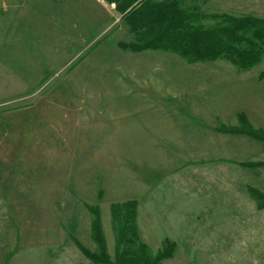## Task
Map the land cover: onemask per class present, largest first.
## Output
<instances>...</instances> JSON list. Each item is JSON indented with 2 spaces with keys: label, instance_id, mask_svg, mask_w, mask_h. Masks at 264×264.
Segmentation results:
<instances>
[{
  "label": "rangeland",
  "instance_id": "374dc122",
  "mask_svg": "<svg viewBox=\"0 0 264 264\" xmlns=\"http://www.w3.org/2000/svg\"><path fill=\"white\" fill-rule=\"evenodd\" d=\"M93 1L0 0V251L12 256L23 242L59 237L60 232L61 244L70 241L98 252L91 232L92 212L97 211L113 258L110 206L134 197L139 240L152 254L166 242L174 245L172 256L159 264H264V202L252 193L264 194V165H246L264 164V144L257 156H248L251 148L240 146V137L217 126L189 157L175 160V153H166L164 168L134 155L125 158L134 152L121 155L122 148L133 149L135 139L108 137L104 124L117 128L121 120L132 124L146 113L134 106L126 114L107 111L101 103L122 96H109L113 88L108 85L103 96L93 78L85 82L72 69L91 46L105 41L117 48L134 35L114 3ZM179 2L197 12L264 17V0ZM92 17L91 35L86 25ZM202 23L210 26L215 20ZM94 53L89 56L105 63L115 57L109 50ZM261 60L264 64V54ZM93 68L95 78L108 84V69L102 63ZM225 124L240 125V119ZM111 159L116 166L123 159L116 175L129 171L125 180L117 178L120 186L113 184L115 176L110 187L103 178ZM49 181L58 184L57 195L40 194L46 193L41 184ZM134 182L137 195L128 191Z\"/></svg>",
  "mask_w": 264,
  "mask_h": 264
},
{
  "label": "crops",
  "instance_id": "0c3cea01",
  "mask_svg": "<svg viewBox=\"0 0 264 264\" xmlns=\"http://www.w3.org/2000/svg\"><path fill=\"white\" fill-rule=\"evenodd\" d=\"M30 1L32 0H29V3ZM93 2L90 0L92 5ZM93 23L92 17V24L86 25L88 29L91 26V35L94 33ZM71 24L73 25L72 22ZM116 47L118 49L105 41L91 46L72 70L75 73L77 69L78 76L85 82L96 81V83L93 81L96 84L94 87L100 89L103 96L107 95L106 85L109 90L113 88L112 92H108L109 96L113 97L117 94V98L122 96L120 99L103 101L101 104L107 108V111L126 114L127 107L134 106V111L140 110L146 113L143 120L136 119L132 124H126L124 120H121L117 128L112 129L111 123L104 124L108 137L135 139L133 149L122 148L121 155L134 152L125 154V158L134 155L147 165L156 164L157 169L164 168L169 161L164 157L166 153H175V160L184 158L185 155L189 157L192 149L205 144L203 142L208 130L215 131L217 126L226 125L225 121H234L241 114L246 116L254 127L264 131V64L262 60L253 68L240 70L224 59L189 62L171 51L148 49L131 52L120 49L118 45ZM95 50L101 53L112 51L115 57L106 58V63L105 60L102 62L95 60V56H89L91 53L95 54ZM120 57L126 60H121ZM100 63L103 64V69H108L104 72L107 74L105 77L109 81L108 84L103 78H95L96 72L91 71V67L95 70ZM116 106L123 107L124 111L111 108ZM111 131H118V133ZM229 136L240 137V146L246 145L248 149H254L248 150V156H257L259 151L257 149L261 148V142L255 143L246 135L229 134ZM121 161L119 159L117 164L119 165ZM117 166L112 159L107 169L104 165L102 175L109 187L114 176L113 184L121 185L120 182L116 183L122 173L120 170V175H116L115 170L119 169ZM126 174H129L128 170L121 179L125 180ZM128 183L129 186L132 184L130 181ZM135 185L134 182V189L128 191L137 195L139 189ZM41 186L46 193L40 192V194H47V192L50 195L58 194L56 183L49 181ZM116 191L118 190L115 189L113 194L117 193ZM123 193L127 191L124 190ZM123 193L114 196H121ZM133 198L130 197L127 200L137 202V198ZM180 200L186 201L185 198ZM62 239L59 232V237L47 236L39 241L23 242L21 250L16 251L12 256L6 257V253L0 251V264H94L81 253L76 244L70 241L61 244ZM106 244L109 248L107 240Z\"/></svg>",
  "mask_w": 264,
  "mask_h": 264
},
{
  "label": "trees",
  "instance_id": "16d2710c",
  "mask_svg": "<svg viewBox=\"0 0 264 264\" xmlns=\"http://www.w3.org/2000/svg\"><path fill=\"white\" fill-rule=\"evenodd\" d=\"M115 4L121 19L127 25L134 40L119 41L122 50L171 51L189 62H206L224 59L240 70L257 65L264 54V17L251 14L204 13L184 8L179 0H104ZM204 18L215 23L206 26ZM240 125H219L217 130L230 134H244L264 144V131L254 128L244 115L239 116ZM261 166L262 163H246ZM263 205L264 194L252 191ZM116 233L114 257L111 258L103 235L99 214H94L91 224L92 239L98 252L90 251L77 243L80 251L94 264H159L170 258L173 243L152 254L139 240L136 229V203L125 201L110 206Z\"/></svg>",
  "mask_w": 264,
  "mask_h": 264
}]
</instances>
